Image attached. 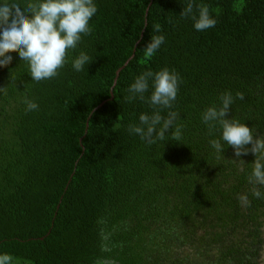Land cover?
I'll use <instances>...</instances> for the list:
<instances>
[{
  "label": "trees",
  "instance_id": "16d2710c",
  "mask_svg": "<svg viewBox=\"0 0 264 264\" xmlns=\"http://www.w3.org/2000/svg\"><path fill=\"white\" fill-rule=\"evenodd\" d=\"M94 2L93 31L56 78L32 81L18 52L0 67V254L14 264H258L264 199L247 179L256 157H236L202 113L242 92L227 118L264 136V0H195L217 21L204 31L181 18L187 0ZM157 34L165 41L145 58ZM81 51L92 61L76 72ZM163 68L181 78L172 110L182 139L169 130L148 144L128 126L153 110L125 97L138 75ZM25 96L38 110L25 111Z\"/></svg>",
  "mask_w": 264,
  "mask_h": 264
},
{
  "label": "clouds",
  "instance_id": "9594fccd",
  "mask_svg": "<svg viewBox=\"0 0 264 264\" xmlns=\"http://www.w3.org/2000/svg\"><path fill=\"white\" fill-rule=\"evenodd\" d=\"M97 11L94 0H26L23 5L19 0H3L0 2V67H7L13 59L11 53L18 52L21 61L28 64L32 81L39 83L56 78L60 69L68 63L69 53L77 49L83 36L92 33L90 21ZM180 16L184 19L191 18L197 31L213 28L217 23L208 6L195 4V0H187ZM153 31L160 33L161 25H153ZM164 41V35H152L144 48L145 58L150 59ZM91 61L90 56L81 51L71 61L72 68L80 72ZM150 81L153 90L146 97ZM180 83L179 74L168 68L156 72L149 69L138 75L128 88L129 95L125 100L129 103L136 99L147 102L153 111L151 115L141 113L139 123L130 124L128 132L138 135L148 144H155L157 141H166V133L171 130L170 138L180 142L181 126L174 127L179 113L172 110ZM0 92L6 94V88L0 87ZM244 98L242 92H237L235 97L231 92L221 94V106L208 107L202 113V121L207 125L210 135L219 126L222 131L221 139L234 148L236 157L249 152L255 155L256 159L247 179L253 185L252 196L264 199V193L260 191L264 187V136L255 135L253 128L246 123L227 118L235 99ZM23 103L26 112L39 108L35 100L27 96ZM165 109L169 110L166 116L161 114ZM209 143L217 152H223L220 140L212 139ZM248 145H251L250 149ZM238 200L241 204H250L247 195H240ZM0 264H14V257L9 253H2Z\"/></svg>",
  "mask_w": 264,
  "mask_h": 264
},
{
  "label": "water",
  "instance_id": "95a60500",
  "mask_svg": "<svg viewBox=\"0 0 264 264\" xmlns=\"http://www.w3.org/2000/svg\"><path fill=\"white\" fill-rule=\"evenodd\" d=\"M146 16H147V15H146ZM143 34H144V32L142 33V37H143ZM132 58H134V54H133V56L131 57V59H132ZM131 59H130V60H131ZM130 60H129V61H130ZM129 61H128V62H129ZM128 62L125 64V66L128 64ZM125 66H123L122 68H120V69L118 70L117 75H116L117 77H116V80H115V85H116V83H117V78H118V76L120 75V72L124 69ZM111 94H112V93H111ZM111 98H113V94L111 95ZM102 105H103V104H101L99 107H97L93 112L97 111ZM89 119H90V118H89ZM87 127H88V124H87ZM80 142L82 143V139L80 140Z\"/></svg>",
  "mask_w": 264,
  "mask_h": 264
},
{
  "label": "rangeland",
  "instance_id": "374dc122",
  "mask_svg": "<svg viewBox=\"0 0 264 264\" xmlns=\"http://www.w3.org/2000/svg\"><path fill=\"white\" fill-rule=\"evenodd\" d=\"M257 261H258V264H264V249L262 251L261 257ZM196 262H199L201 264H205L206 263V261H202V260H200V258H198Z\"/></svg>",
  "mask_w": 264,
  "mask_h": 264
}]
</instances>
